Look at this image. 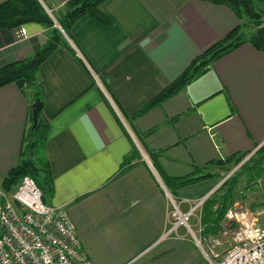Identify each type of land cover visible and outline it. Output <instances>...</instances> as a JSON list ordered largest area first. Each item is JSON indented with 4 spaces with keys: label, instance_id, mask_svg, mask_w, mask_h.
Masks as SVG:
<instances>
[{
    "label": "crops",
    "instance_id": "crops-1",
    "mask_svg": "<svg viewBox=\"0 0 264 264\" xmlns=\"http://www.w3.org/2000/svg\"><path fill=\"white\" fill-rule=\"evenodd\" d=\"M42 1L50 14L66 12L68 0ZM100 10L112 24L85 14L69 34L56 26L68 45L39 70L53 183L45 203L66 211L96 264H183L184 248L187 259L193 253L194 264H206L184 226L163 237L174 208L169 194L188 211L222 181L231 155L264 145V53L245 42L136 116L243 22L207 0H106ZM52 29L38 22L0 27V67L33 57ZM31 105L30 92L0 87V185L22 158ZM195 166L211 176L172 194L163 174L183 176Z\"/></svg>",
    "mask_w": 264,
    "mask_h": 264
},
{
    "label": "trees",
    "instance_id": "trees-1",
    "mask_svg": "<svg viewBox=\"0 0 264 264\" xmlns=\"http://www.w3.org/2000/svg\"><path fill=\"white\" fill-rule=\"evenodd\" d=\"M105 1L68 0L65 4L66 12L62 16H57L54 11H52V14L67 34H69V28L74 22L85 14L94 16L104 24H112V20L100 10V5ZM207 1L229 6L243 23L197 56L182 75L154 96L136 113V116L147 112L156 105L162 104L165 100L180 92L194 78L204 73L216 60L245 42H250L264 53V0ZM258 1L262 3L261 6L257 5ZM26 22H38L46 27H51L53 28V35L50 36L49 40L33 57L0 67V87L14 83L23 93L30 92L32 102L37 98L43 101V89L38 81L39 70L58 46H67L68 43L62 31L56 27L54 17L42 5L40 0H6L0 4V27L12 28ZM249 22L252 23L250 24ZM32 125L31 113L28 135H26L25 146L22 149V158L10 170L0 186L8 193H12L20 184L22 178L28 175L36 180L43 192V200L45 201L47 194H50L53 189L50 164L44 156L48 124L39 115L38 124L33 130H31ZM28 153L30 154L29 156ZM247 155L246 153L233 154L229 157L228 162L233 161V163L238 164ZM263 163L264 145L241 166L242 170L239 174L226 180L205 200L201 210V222L204 227V234H217L220 230L221 222L228 208L236 200L238 193L236 187L239 176L242 175L245 168L255 170V166L262 165ZM203 168L195 166L192 173L183 176L175 177L163 174V179L167 188L173 194V188L175 187H183L211 176L210 173L199 174Z\"/></svg>",
    "mask_w": 264,
    "mask_h": 264
},
{
    "label": "built area",
    "instance_id": "built-area-1",
    "mask_svg": "<svg viewBox=\"0 0 264 264\" xmlns=\"http://www.w3.org/2000/svg\"><path fill=\"white\" fill-rule=\"evenodd\" d=\"M169 197L174 208L163 237L184 226L206 264H264V224L246 204L227 210L217 234H204L201 210L207 196L196 200L188 211H182ZM194 216L199 235L190 224ZM0 264L96 263L83 251L66 211L46 204L36 180L27 175L12 193L0 186Z\"/></svg>",
    "mask_w": 264,
    "mask_h": 264
},
{
    "label": "rangeland",
    "instance_id": "rangeland-1",
    "mask_svg": "<svg viewBox=\"0 0 264 264\" xmlns=\"http://www.w3.org/2000/svg\"><path fill=\"white\" fill-rule=\"evenodd\" d=\"M40 1H41L42 5H44V6H45V4H47L45 1L44 2L42 0H40ZM261 4L262 3L258 1L257 5L261 6ZM51 15L53 16L52 13H51ZM53 17L55 18V16H53ZM249 23L251 24L252 22H249ZM55 25L57 26L58 24L55 22ZM29 155L30 154L28 153V156ZM250 156L251 155H247L238 164L233 163V161H232L231 167L229 169H227L224 177L221 179L222 180L221 184H223L226 180H229L230 177H233V176L239 174L240 171L242 170L241 166L243 164H245V162H247V160L250 158ZM252 163H254V161H252ZM255 168H256L255 170H253L251 168H245V170L242 172V175L239 176V181H238V184L236 187V189L238 191V193L236 195V200L232 203V205L229 208H234L235 204L240 205L241 203H244V205L246 204L247 207L252 210V212L255 214L256 218H258V222L261 224H264V163L262 165L255 166ZM214 191L215 190L213 189L208 195H206L207 196L206 200L208 199V197H210L212 195V193ZM206 196H203V197H206ZM203 197H200L196 200H199ZM172 198L175 200V203H176L177 202L176 199L173 196H172ZM194 219L195 218H192L190 220V224L193 227H195L194 226V223H195ZM226 238L229 239V237H226ZM187 250H185V248H184L183 252L181 253L182 262H183V264H194L193 260H196L197 256H195L192 253L193 260H191L190 258L187 259L188 255L189 256L191 255L189 250L188 251ZM151 255L152 254L146 256L143 259V261L144 262H146L147 260L150 261ZM157 261L158 260L156 259V262Z\"/></svg>",
    "mask_w": 264,
    "mask_h": 264
},
{
    "label": "water",
    "instance_id": "water-1",
    "mask_svg": "<svg viewBox=\"0 0 264 264\" xmlns=\"http://www.w3.org/2000/svg\"><path fill=\"white\" fill-rule=\"evenodd\" d=\"M45 8L47 9L46 6H45ZM47 10L49 11V9H47ZM55 22L58 24L57 26L61 28V26L59 25V23L56 20H55ZM43 107H44V103L40 98H37L36 100H34L32 102L31 111H32L33 125L31 127V130H33L34 127L38 124L39 115H40V112L42 111ZM220 184H221V182L215 187L214 190H216Z\"/></svg>",
    "mask_w": 264,
    "mask_h": 264
}]
</instances>
